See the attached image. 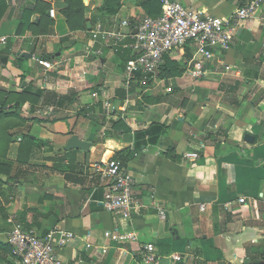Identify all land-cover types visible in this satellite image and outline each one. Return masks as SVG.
Instances as JSON below:
<instances>
[{"label": "crops", "instance_id": "obj_1", "mask_svg": "<svg viewBox=\"0 0 264 264\" xmlns=\"http://www.w3.org/2000/svg\"><path fill=\"white\" fill-rule=\"evenodd\" d=\"M148 1L0 0V159L16 162L28 136L47 143L0 176V243L21 224L72 233L56 250L68 264H264V26L245 21L230 49L198 60L201 76L186 46L128 84L130 29L119 47L93 42L91 30L136 25ZM177 1L228 16L249 0ZM156 124L158 142L135 150L136 132ZM73 134L90 149L66 155ZM116 154L135 177L139 208L127 218L103 207L107 183L93 167ZM0 264H15L1 246Z\"/></svg>", "mask_w": 264, "mask_h": 264}, {"label": "built area", "instance_id": "obj_2", "mask_svg": "<svg viewBox=\"0 0 264 264\" xmlns=\"http://www.w3.org/2000/svg\"><path fill=\"white\" fill-rule=\"evenodd\" d=\"M162 11L159 16H145L136 25L130 20L119 22L118 30L106 29L97 22L91 30L93 42L110 44L119 47L125 34L122 27L130 29L131 56L126 62L125 75L128 84L141 76L143 81L157 74L165 63V57L176 49L186 46L193 50L189 72L194 76L203 74V64L198 60L210 56L214 50H228L233 44L238 28L247 20L258 17L264 26V0H249L228 16L211 15L206 11L191 9L177 0H161ZM54 9L51 15L54 16ZM6 37L0 39L5 44ZM46 69L52 70L57 63L40 60ZM96 174L107 183V189L102 200L103 207L114 214L127 218L132 211L139 208L134 196L135 177L121 161L110 158L94 166ZM245 202V198L240 199ZM165 219L164 212L160 213ZM109 236V233H107ZM73 237L72 233L52 229L40 233L37 229L26 228L18 224L9 233L8 243L12 247V259L15 264H68L56 253ZM118 239L131 238L132 235L119 233ZM152 244L144 246V257L147 263L155 260ZM177 258V257H175Z\"/></svg>", "mask_w": 264, "mask_h": 264}, {"label": "trees", "instance_id": "obj_3", "mask_svg": "<svg viewBox=\"0 0 264 264\" xmlns=\"http://www.w3.org/2000/svg\"><path fill=\"white\" fill-rule=\"evenodd\" d=\"M119 6V3H117ZM142 5H144L146 8L149 9L150 16H159L161 14V3L157 0H151L148 2H143ZM116 10H112V12H115ZM5 12V4L3 3L0 7V20L4 16ZM111 12V11H110ZM168 55L165 57V61H167ZM170 65L166 66L165 70L172 71V61L169 62ZM162 66L160 68L163 69ZM176 69V68H174ZM176 72H180L179 69H177ZM38 95L41 96V93L38 92ZM11 113L19 114V111L15 110V112L10 111ZM59 120V118L55 117L54 119H51L52 122H56ZM164 133V129L162 126L156 124L151 125L150 128L146 131H138L136 132V141H135V150H139L142 146L147 145L148 143H157L160 136ZM148 137V138H146ZM46 142L42 140H37L33 137L28 136L25 141H23L20 144V147L18 149V155L16 162H10L3 159H0V176L2 174H8L10 175L12 173L13 167L16 164H26L30 160L34 159L36 156V153L39 149H41L43 146H46ZM73 150L66 152V155H70ZM114 159H117L121 161L122 164L126 165L128 160L127 158L121 156V154H116ZM1 180V177H0ZM0 246L3 248H8L12 257V247L9 243H0ZM13 262V259H12Z\"/></svg>", "mask_w": 264, "mask_h": 264}, {"label": "water", "instance_id": "obj_4", "mask_svg": "<svg viewBox=\"0 0 264 264\" xmlns=\"http://www.w3.org/2000/svg\"><path fill=\"white\" fill-rule=\"evenodd\" d=\"M29 56V55H28ZM245 141L252 143L254 142V136L251 134H246L245 135ZM92 143L88 141H84L79 138L78 135L73 134L69 139L67 140V143L65 145V150L66 151H71L73 149H81V150H89L91 147Z\"/></svg>", "mask_w": 264, "mask_h": 264}, {"label": "rangeland", "instance_id": "obj_5", "mask_svg": "<svg viewBox=\"0 0 264 264\" xmlns=\"http://www.w3.org/2000/svg\"><path fill=\"white\" fill-rule=\"evenodd\" d=\"M8 240H9V237H8ZM8 240H7V242H8Z\"/></svg>", "mask_w": 264, "mask_h": 264}, {"label": "clouds", "instance_id": "obj_6", "mask_svg": "<svg viewBox=\"0 0 264 264\" xmlns=\"http://www.w3.org/2000/svg\"><path fill=\"white\" fill-rule=\"evenodd\" d=\"M211 177H209V179H210Z\"/></svg>", "mask_w": 264, "mask_h": 264}]
</instances>
